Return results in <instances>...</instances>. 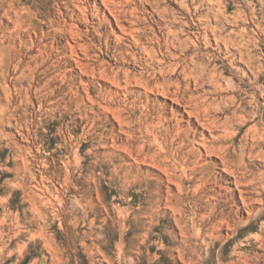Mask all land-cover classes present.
<instances>
[{
  "label": "rangeland",
  "instance_id": "rangeland-1",
  "mask_svg": "<svg viewBox=\"0 0 264 264\" xmlns=\"http://www.w3.org/2000/svg\"><path fill=\"white\" fill-rule=\"evenodd\" d=\"M158 1L200 50L167 56L140 7L141 42L168 58L154 77L141 46L97 16L100 0H0V264H264V0H221L217 34L249 64L216 46L210 4L188 0L191 18ZM70 24L87 51L71 53ZM102 72L179 86L209 109L236 176L170 100Z\"/></svg>",
  "mask_w": 264,
  "mask_h": 264
},
{
  "label": "bare ground",
  "instance_id": "bare-ground-1",
  "mask_svg": "<svg viewBox=\"0 0 264 264\" xmlns=\"http://www.w3.org/2000/svg\"><path fill=\"white\" fill-rule=\"evenodd\" d=\"M95 7L98 6L97 0ZM101 4L100 7H97V16L109 14L110 17L113 19L112 25L116 26L117 33L120 34L119 37L121 38H128L131 42L136 43V45L141 46L140 52L143 53L144 63L146 66H143L142 73L146 72L145 70L151 73L154 77L157 75V72L160 74H164V68H159L158 70L152 65L154 63H158L160 65H167L168 58L162 54L164 57L159 58L158 52L154 47L146 46L142 41L141 37V29L139 26V21H141L140 15V7L142 11H146V13L153 18H158L159 20L156 21L160 25V29L164 31V38L159 40H163L166 46V54L167 56L172 57L173 59H183L186 60L188 54L190 56H194L192 54H197V51L200 50L198 44L192 41L190 38H183L185 30L177 25L179 22V18L174 17L173 19L170 18L169 12L170 10L167 7L161 5V2L158 0H136L134 3L135 5L129 6L127 8V4L130 3L129 0H100ZM188 0H181L180 1V10L183 13H188L189 16L192 18L199 10V6L194 7L193 9L189 7L186 3ZM208 3L212 6V11L215 10L214 16L208 19L207 29H210L214 37L216 38V46L218 48L221 47V44H224V48L226 54L231 55L233 58L232 63L241 62L249 64L250 61L246 60V54L242 51L241 47L239 46L235 40L231 39L230 37L222 38L218 36V25H219V14L223 13L225 8L221 3V0H204V4ZM206 5V4H205ZM104 8V10H103ZM182 15H185L183 14ZM200 21L202 19H199ZM199 21V22H200ZM90 23V21H88ZM93 28V27H91ZM66 33L69 32V36L72 39L74 45L70 44V51L73 54L74 51L79 47V50L87 51L88 47L85 48V45L78 43L77 41L82 36V32L77 28L75 24H70L64 30ZM91 31L88 29L87 34ZM207 37V35L205 36ZM142 44V45H141ZM231 46L236 47L238 46V53L232 54L230 52ZM179 50L181 54L177 55L175 52ZM172 59V60H173ZM78 65V62H76ZM150 67V68H148ZM197 69V68H196ZM187 79H195L196 82L200 80L201 77L205 74V70L197 69L192 72H188L187 69L184 70ZM101 79H106L105 81L110 82L116 88L120 90H127L128 87L132 85H137L143 87L148 94H152L155 96H162L167 100L172 102L170 109L172 111L178 110L180 111V116L182 118H188V124L197 125L204 133L209 132L210 138L213 140L209 142L207 138H203L199 143L200 147L204 150L206 156L208 157H217L221 161L222 171L228 174H232L236 176V169L234 166H231V155L229 151V146L227 144H223L220 138H215V132L219 130V125L215 121L214 118L210 116L209 109L204 110V114L200 111L197 107V104L194 103V100L186 97V95L181 94V88L178 86V90L172 91L169 87V84L161 83L160 80L156 81L152 84L147 78L141 74L139 77L133 76L131 73L126 72L124 73V78L117 75H110L109 73H98ZM122 78V79H120ZM124 85V86H123ZM182 113V114H181ZM162 116L160 119H163ZM204 136V134H201ZM242 185V182L236 180V186ZM243 193V192H242ZM246 198H244V202Z\"/></svg>",
  "mask_w": 264,
  "mask_h": 264
}]
</instances>
